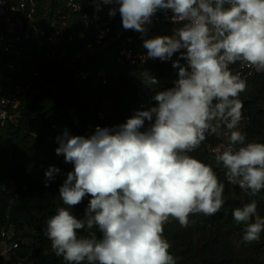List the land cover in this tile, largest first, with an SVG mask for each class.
I'll return each instance as SVG.
<instances>
[{"label":"clouds","instance_id":"1","mask_svg":"<svg viewBox=\"0 0 264 264\" xmlns=\"http://www.w3.org/2000/svg\"><path fill=\"white\" fill-rule=\"evenodd\" d=\"M102 3L114 5L109 16L119 12L125 30L141 33L143 60L168 61L179 52L172 65L178 79L155 92L153 106L135 110L122 124L97 123L90 136L65 130L57 137L56 154L74 168L59 188L66 207H58L47 220L52 251L68 264H177L164 225L171 218L187 227L191 214L214 215L225 202V184L216 171L190 155L208 135L224 141L215 149V163L249 199L233 210L236 224L244 225L242 242L259 241L264 218L257 214L254 197L264 191V143L246 141L240 129L246 121L240 93L247 81L230 66L239 62L264 72V0ZM161 10H170L171 21L180 26L171 34L149 36ZM139 78L150 87L159 83L149 69ZM59 172L55 165L46 170V187ZM85 196L91 199L78 218L71 209ZM1 238L2 264H30L12 258L20 247L12 230H4Z\"/></svg>","mask_w":264,"mask_h":264},{"label":"trees","instance_id":"2","mask_svg":"<svg viewBox=\"0 0 264 264\" xmlns=\"http://www.w3.org/2000/svg\"><path fill=\"white\" fill-rule=\"evenodd\" d=\"M36 1L38 23L49 29L51 21L56 19L59 27L65 22L66 32L74 35V40L67 44L69 52L82 49L92 39L93 29L85 27L83 12H72L68 0ZM81 3L84 11L92 12L87 0H81ZM106 7L107 4L100 0L101 11ZM112 18L121 20L119 12ZM175 26L180 25L153 21L148 35L168 34ZM124 42L139 51H146L139 32L126 35ZM120 46V42H112L104 51L88 58L83 65V69L90 72L86 80L75 79V70L68 64L42 60L29 46L28 60H38L41 80L51 88L25 99L20 107L22 116L19 122L8 123L0 131V240L4 230H12L14 239L20 241V247L12 254L16 261L68 264L63 257L54 254L51 241L45 235L47 220L56 214L58 207H66L59 197V188L67 173L74 168L65 162L63 155L56 154L59 147L57 137L65 130L72 135L90 136L97 123L101 127L122 124L135 110L153 106L155 92L173 86L178 79V69L172 65L179 58V52L160 65L126 68L116 61ZM144 69H149L158 78L159 85L150 87L142 82L139 75ZM101 71L105 72L106 84L101 82ZM246 81V90L240 93V99L249 110V118L240 129L246 134V141L264 143V72ZM144 86L146 88L142 90ZM99 111L105 114L104 118L97 117ZM206 141L216 145L222 138L208 135ZM190 155L210 164L216 171L225 184V202L216 214L211 215L216 228L202 243L194 240L193 226L182 227L170 218L163 233L171 244L170 253L178 257L177 264H256V259L264 255V232L261 233L262 240L250 244L242 242L244 225L236 224L233 218V210L249 202L246 193L242 191L243 201L232 195L234 188L239 193L241 189L227 181L224 171L215 163V153H211L206 145H201ZM52 165L60 172L46 187L45 172ZM254 198L258 202L257 214L264 218V191ZM90 199L85 196L71 209L73 214L83 218ZM203 215L191 214L189 219H201ZM203 232L207 234V227Z\"/></svg>","mask_w":264,"mask_h":264},{"label":"built area","instance_id":"3","mask_svg":"<svg viewBox=\"0 0 264 264\" xmlns=\"http://www.w3.org/2000/svg\"><path fill=\"white\" fill-rule=\"evenodd\" d=\"M67 4L72 12L82 11L85 27L93 29L92 39L85 43L82 49L73 52H69L67 44L74 40V35L66 32L65 22L59 27L57 20L53 19L49 29L37 22L36 0H0V99L6 100L0 103V129L7 123H14L20 119V107L25 99L41 95L51 88L50 84L41 80L38 60H28L27 52L31 49L29 46L33 47L34 54L40 56L42 60L68 64L75 70V79L78 80H86L90 75L89 71L83 69L86 60L104 51L112 42L121 44L117 49L116 61L123 67L136 68L164 63L159 59L143 60L146 51H139L125 44L124 37L134 31L125 30L122 20L114 21L109 16V11L114 5L107 4L101 11L100 0H87L88 6L93 9L89 12L83 10L81 0H68ZM171 15L170 10L168 12L161 10L153 17V21L173 24ZM230 68L233 72H241L246 79L262 73L242 66L239 62ZM99 75L102 77L101 82L106 84L105 72L101 71ZM145 88L146 86L142 90ZM242 115V121L248 119V110L244 106ZM98 116L103 115L98 113ZM148 123L145 122V127ZM223 142L222 140L216 145H211L205 140L201 145H206L211 153H215V149ZM17 245L13 244L10 249ZM1 261L0 255V264Z\"/></svg>","mask_w":264,"mask_h":264},{"label":"rangeland","instance_id":"4","mask_svg":"<svg viewBox=\"0 0 264 264\" xmlns=\"http://www.w3.org/2000/svg\"><path fill=\"white\" fill-rule=\"evenodd\" d=\"M171 33H172V30H171V32L170 31L168 32V34H171ZM242 191L243 190L241 189V192L239 193L237 191V189L234 188L233 192H232V195L235 198H242V201H243L244 200V196H243V192ZM189 224L194 227V232H195L194 240L196 242H200V243H202L201 242L202 240L204 242L205 239L208 237V233L211 234L212 230L214 228H216V225L212 221L211 215H207V216L203 215V218H201V219H195V220H190L189 219ZM204 227H207V234H206V232H203V228ZM262 239H263V236L261 234V240ZM0 245H2V244L0 243ZM263 250H264V248H263ZM263 253H264V251H263ZM253 260H255V259H253ZM256 260H258L256 264H264V255L262 257H258Z\"/></svg>","mask_w":264,"mask_h":264}]
</instances>
